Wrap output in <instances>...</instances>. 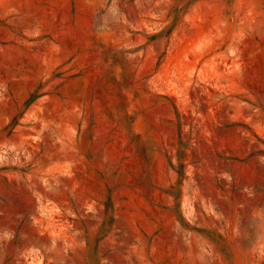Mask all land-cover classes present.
Returning <instances> with one entry per match:
<instances>
[{"label": "rangeland", "instance_id": "obj_1", "mask_svg": "<svg viewBox=\"0 0 264 264\" xmlns=\"http://www.w3.org/2000/svg\"><path fill=\"white\" fill-rule=\"evenodd\" d=\"M0 264H264V0H0Z\"/></svg>", "mask_w": 264, "mask_h": 264}]
</instances>
